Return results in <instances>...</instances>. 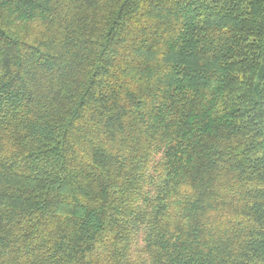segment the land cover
Instances as JSON below:
<instances>
[{
    "label": "trees",
    "instance_id": "16d2710c",
    "mask_svg": "<svg viewBox=\"0 0 264 264\" xmlns=\"http://www.w3.org/2000/svg\"><path fill=\"white\" fill-rule=\"evenodd\" d=\"M0 264H264V0H0Z\"/></svg>",
    "mask_w": 264,
    "mask_h": 264
}]
</instances>
